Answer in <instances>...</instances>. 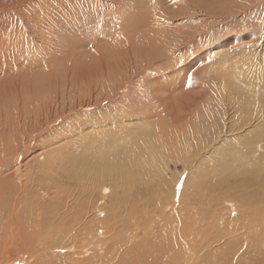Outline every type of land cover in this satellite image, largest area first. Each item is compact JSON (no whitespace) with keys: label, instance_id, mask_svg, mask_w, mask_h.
Segmentation results:
<instances>
[{"label":"rangeland","instance_id":"374dc122","mask_svg":"<svg viewBox=\"0 0 264 264\" xmlns=\"http://www.w3.org/2000/svg\"><path fill=\"white\" fill-rule=\"evenodd\" d=\"M149 23L151 28L146 29ZM150 31L156 37L150 39ZM7 66L16 68L9 72L6 70L2 77L1 71ZM223 69L232 73V77L237 70L239 74H244L241 77L247 81L253 73L256 74L255 79L257 74L264 75V0H0V209L10 198L12 200L13 196L23 191L27 193L26 203L22 201L24 209L31 206L33 209L42 208L47 213V205L52 202L50 199L54 194L46 191L50 180L47 183L43 177H47L55 168L59 172V185L62 186L60 204H66L63 197H68L70 202L67 198V203L73 202L76 212L82 202L91 206L100 195L102 200L98 205H106L108 218L111 211L108 197L114 191L118 193L120 219L117 223L123 237L129 228L127 219L132 215L130 208L135 206L139 210L143 205L139 211V228L144 231L143 234L139 233L140 239L146 234L144 229L147 230V226L149 231L156 232L161 225L167 226L166 219L174 217L171 204L168 205L171 198L167 200L169 196L160 197L157 192L160 179L168 180L169 192L174 190L173 203L179 200L189 173L200 169L199 163V166L219 171V178H224L230 184L241 182L253 173L248 171L249 167L263 166L264 161L244 158L238 162L226 152L229 141L236 145L243 144H238L236 138L245 134L246 130L229 131L241 110L234 104L219 101L218 92H215L222 84L218 80ZM125 74L138 75L128 78ZM107 75H123L116 79L115 87L123 86L120 82L125 81L124 78L129 79L124 88L114 87L119 97L129 89L136 88L137 84L141 85L145 77H148L145 83L150 89H160L165 85L162 88L166 89L169 101L159 106L168 115L177 112L179 101L185 95L189 97V107L184 114L191 120L198 117L199 123L204 122L207 126L209 132L199 133V139L207 146L204 145L199 153L190 155V149L166 144V133L163 132L160 138L158 132L145 126L142 120L123 122L122 110L114 108L117 107L116 103L103 102L105 92L98 84L100 76ZM91 76H96L98 82H91ZM261 83L263 85L259 90L263 94L264 76ZM43 94L50 104L48 107ZM35 106L40 109L39 113L27 119ZM211 106L214 107L213 113L209 116L203 114L204 109ZM246 114L243 112V115ZM239 118L241 116H237L236 120ZM260 123L252 119L248 130L257 128ZM140 126L153 139L151 143H154L158 155L157 167L164 168L163 176L159 179L155 176L145 185L126 182L116 185L109 180L104 183L105 191L96 189L94 176H85L79 163L74 161L73 149L81 147L90 151L96 138L104 137L100 143L106 142L111 135L121 138L130 130L134 133ZM162 127L173 130L177 138L185 131L180 120L176 122L170 119ZM215 127L218 128L217 134L212 131ZM52 139L56 142L42 147L41 144ZM54 145L57 146L58 168L57 164L49 168L38 167L46 162L47 150ZM174 153L177 157H187V164L182 160L172 161ZM256 155L259 156V150ZM140 165L137 159L134 167L137 169ZM256 175L259 181H264V174ZM208 176L204 173L200 180L207 182ZM92 189V196L87 197L85 192ZM251 190L256 193L250 200L254 199L264 209V200L260 198L264 188L254 185ZM220 191L216 190L217 193ZM147 197L150 204L144 205ZM55 199L57 202L58 198ZM218 202L220 204L222 200ZM178 204H173V207L177 208ZM234 211L231 216L235 214ZM222 212L217 210L211 214ZM161 213L164 219H159ZM224 214L227 216V212ZM263 214H260L262 222L257 223L260 232L264 224ZM86 222V219L83 220L77 229ZM222 231L211 229L214 234ZM109 237L107 235V239ZM65 242L67 246L72 244ZM69 254L74 257L73 252ZM24 258L14 256L13 264H25ZM70 258L66 261L74 262Z\"/></svg>","mask_w":264,"mask_h":264},{"label":"bare ground","instance_id":"6f19581e","mask_svg":"<svg viewBox=\"0 0 264 264\" xmlns=\"http://www.w3.org/2000/svg\"><path fill=\"white\" fill-rule=\"evenodd\" d=\"M150 28L149 23V25H146V29ZM154 37H156L155 34L150 36V39ZM15 68V66L3 68L1 71L2 77L6 73V70L9 72ZM135 75L137 76L138 74H125V77L129 76L128 78H131ZM227 75L230 77H227ZM255 75L253 73L252 78L249 77L247 81L241 77L244 74H239L237 70H235L234 77H232V73L223 69L222 74H220L221 78L218 80L222 84L215 91L218 92L219 101L234 104L241 110V113L237 115L241 116V118L236 120L237 116L235 117V121L231 124L229 131H238L239 129L243 132L246 130L245 134L238 135L236 138L238 144H243L236 145L233 141H229L227 142L228 150L226 151L232 157L234 156L238 162H242L244 158L259 162L264 161V93H260L259 90L263 85V83L260 85L259 82L263 81L264 75L257 74V79H255ZM120 76H100L102 81L100 80L98 86L101 88V91L104 90L102 92H105L103 94V102L109 101L116 103L117 107L114 108L122 110L123 122L126 123V121L133 119L142 120L146 124L145 126L155 129L160 138H162V133L165 132L166 144L177 145L179 149H190V155L199 153L205 145L199 139V133L203 132L206 134L209 131H207V126H205L204 122L199 123L198 117H196V120H191V118H188L184 114L185 109L189 107V97L185 95L186 97L184 96L179 101V109H177V112L174 114L171 112L168 115L159 106L169 101L167 99L166 89L162 88L165 85L160 87V89L155 87L150 89L149 85L146 86L145 83L148 77H145L141 85L137 84L136 88H133V90L129 89L125 95L119 97L116 89L124 88L125 83L129 81L128 78H124L125 81L120 82L124 85L115 87L117 85L116 79L120 78ZM235 76L239 77L237 78ZM89 80L91 82H98L96 76H91ZM256 80L257 82L255 83L254 81ZM30 87H32V84ZM202 89L204 90L203 86ZM196 90L194 88L193 91L196 92ZM43 96L46 106H50L45 99V94ZM212 101L210 102L212 103ZM204 106L206 107V105ZM212 106L211 108H205L203 114L205 113L209 116V114L213 113L214 107ZM39 111L40 109L37 106L33 107L27 119L39 113ZM243 112H247V114L243 115ZM199 115H202V113ZM170 119L176 122L180 120L184 125L185 131L178 138L173 130H164L162 127ZM252 119L260 121L261 123L257 128L248 130ZM217 130V127L212 129L214 134H217ZM102 138H96L93 141L94 148L90 149V151L92 150L91 152L81 147L78 150L73 149L74 161L79 163L80 170L85 176H94L96 189L105 191L106 187L104 183L109 180H112L116 185H119L120 182L145 185L154 180L155 176L158 177L157 179L163 176L162 170L164 168L157 167L158 155L154 143H151L153 139L147 131L142 130L141 126L134 133L131 130L126 132L121 138L111 135L106 142L104 140L100 143L103 140ZM54 142L56 140L52 139L45 141L41 145L46 148ZM258 150L259 156H254ZM226 157L224 156V158ZM137 159L141 165L136 169L134 165ZM171 160L179 162L182 160L187 164V157L183 155L177 157L174 153L171 156ZM54 164H57L56 168H58L56 145L47 150L46 162L38 167L46 166L49 168ZM199 165L198 167L200 169L197 172L194 173L192 171L187 176L184 190H181L179 200L177 201L179 203L177 208L173 207V204L177 202L173 203L172 199H174L175 193L174 190L169 192L168 180L166 178L159 180L157 192L160 194V197L163 196L165 198L169 196L167 200L171 198L168 205L171 204L170 209L174 217L171 220L166 219L167 226H158L159 228L156 232L154 230L153 232L149 231L150 229L147 226V230L144 229L146 234L142 235L140 239L138 238L139 233H144L142 228H139L141 227L139 211L143 209V205L139 207V210L135 206L130 208L132 215L127 219V221L129 220V228L128 231H125L126 233L123 237L122 233L118 231L117 223L120 219V212L118 211L119 205H117L118 198H116L118 193L114 191L108 197L109 199L107 201L108 203L110 202L109 209L112 211L108 212V218L106 217V205L104 204V207L98 205L102 200V196L100 195L98 198L95 197L96 199H94L95 201L91 206L87 205L86 202H82L80 208L77 209L78 212H76L73 206L74 203H67L68 197L66 199L63 197V199L69 206L60 204L62 186L59 185V172L54 168L47 177H43L47 183L50 180L46 191L54 194L52 195L53 198L50 199L52 202L49 205L46 204L49 206L47 213L42 208L33 209L31 206L28 209H24L22 201L26 203L27 193H23V191L13 196L12 200L10 198L5 206L2 203L4 207L0 209V264H13L12 259L14 256L25 257L23 259V263L25 264H263L264 241H261L260 236L263 234L262 237L264 238V224L261 227L262 233L259 231L260 226L258 224L263 220L260 214L264 213V209H261L262 207L254 199L250 200V198L256 193V191L251 190L252 186L255 185L258 188H264V181H259L256 175L257 173L264 174V165L257 167L253 165L249 167L248 171L253 173L248 174L241 182H234L233 184L225 181L224 178H219V171L217 172ZM204 173L210 176L212 175V177L208 176L207 182L200 180V177ZM33 175L35 178H38L36 174ZM20 182L22 181L20 180ZM217 189L221 191L217 193ZM93 191L94 189L87 190L85 195L87 197L92 196ZM9 193L11 192L9 191ZM261 193L260 198L263 201L264 191ZM55 198H58L57 202ZM148 198L146 199L148 203L145 200L144 205L150 204ZM221 200L223 203L220 202L219 204L218 201ZM187 204L188 206L185 207ZM201 204L203 206L199 207L198 205L201 206ZM212 209L216 210L210 212ZM61 210L63 211L62 214ZM217 210H223V212L214 215L211 214L217 212ZM233 211L235 214L231 216V212L233 213ZM224 212H227V216L225 214L223 215ZM161 214L160 217L158 216L159 219H164V214ZM200 214L201 216L199 217ZM85 219L87 224L77 229L78 225ZM123 220L120 221L123 222ZM209 228L215 232L223 231L214 234ZM110 231L112 234H110ZM107 235L110 236L109 239H107ZM65 240L72 244L69 246L65 245ZM71 252H73L74 257L69 254ZM67 258H70L74 262H67Z\"/></svg>","mask_w":264,"mask_h":264}]
</instances>
